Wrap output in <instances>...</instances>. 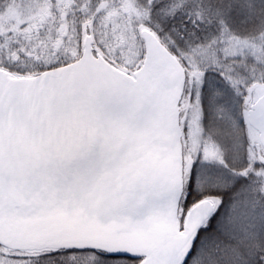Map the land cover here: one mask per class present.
<instances>
[{
    "label": "snow or ice",
    "instance_id": "snow-or-ice-1",
    "mask_svg": "<svg viewBox=\"0 0 264 264\" xmlns=\"http://www.w3.org/2000/svg\"><path fill=\"white\" fill-rule=\"evenodd\" d=\"M0 264H264V0H0Z\"/></svg>",
    "mask_w": 264,
    "mask_h": 264
}]
</instances>
